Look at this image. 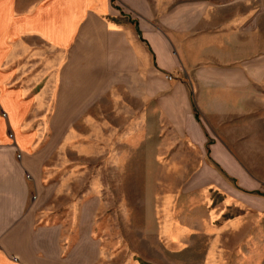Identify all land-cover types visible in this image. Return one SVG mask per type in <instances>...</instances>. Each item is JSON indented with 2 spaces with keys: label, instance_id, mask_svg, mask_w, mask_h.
<instances>
[{
  "label": "crops",
  "instance_id": "crops-1",
  "mask_svg": "<svg viewBox=\"0 0 264 264\" xmlns=\"http://www.w3.org/2000/svg\"><path fill=\"white\" fill-rule=\"evenodd\" d=\"M68 51L87 52L78 67L91 80L143 89L147 115L154 84L160 94L169 87L164 73L188 77L155 108L182 144L209 145L238 184L216 213L226 217L204 226L211 242L241 232L225 250L259 258L264 243L250 248L264 240V197L245 192L264 187V0H0V264H91L84 248L63 249V215L40 223L31 199L46 190L44 130L56 129L74 97ZM248 219L255 234L246 233Z\"/></svg>",
  "mask_w": 264,
  "mask_h": 264
},
{
  "label": "rangeland",
  "instance_id": "rangeland-1",
  "mask_svg": "<svg viewBox=\"0 0 264 264\" xmlns=\"http://www.w3.org/2000/svg\"><path fill=\"white\" fill-rule=\"evenodd\" d=\"M67 54L76 62L68 68L67 82L74 97L69 113L56 120V129L41 130L46 190L39 198L36 192L31 195L40 223L52 212L63 215V249L84 248L91 264H264V251L253 259L251 253L244 257L225 250L240 242L241 232L226 244L211 242L213 232L204 226L226 217V211L219 217L216 213L229 187L238 184L212 160L209 145L198 149L182 144L176 135L180 131L155 108L161 95L188 77L164 73L169 87L160 94L154 84L149 99L154 108L147 115L143 89L132 92L128 82L116 83L113 77L97 83L96 76L91 80L78 67L88 57L86 51ZM195 117L203 122L198 109ZM214 171L218 186L211 183L216 182ZM245 193L264 197V187L260 193ZM254 223L248 219L246 233L255 234ZM178 227L184 229L181 246L164 233ZM263 243L261 238L254 241L250 252ZM212 246L221 249L210 254Z\"/></svg>",
  "mask_w": 264,
  "mask_h": 264
},
{
  "label": "bare ground",
  "instance_id": "bare-ground-1",
  "mask_svg": "<svg viewBox=\"0 0 264 264\" xmlns=\"http://www.w3.org/2000/svg\"><path fill=\"white\" fill-rule=\"evenodd\" d=\"M164 233L166 234V237L172 239V240H175L177 243L178 246H181L182 243H181V236H182V233H184V229L183 228H176L175 230H173L172 228L164 231ZM170 242V241H168Z\"/></svg>",
  "mask_w": 264,
  "mask_h": 264
}]
</instances>
